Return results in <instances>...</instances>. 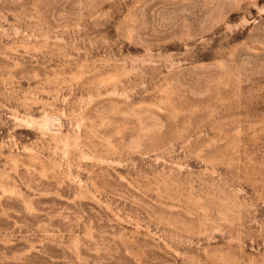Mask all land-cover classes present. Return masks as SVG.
Listing matches in <instances>:
<instances>
[{
	"label": "rangeland",
	"instance_id": "1",
	"mask_svg": "<svg viewBox=\"0 0 264 264\" xmlns=\"http://www.w3.org/2000/svg\"><path fill=\"white\" fill-rule=\"evenodd\" d=\"M0 264H264V0H0Z\"/></svg>",
	"mask_w": 264,
	"mask_h": 264
}]
</instances>
